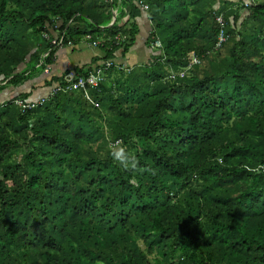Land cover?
<instances>
[{"label":"trees","instance_id":"trees-1","mask_svg":"<svg viewBox=\"0 0 264 264\" xmlns=\"http://www.w3.org/2000/svg\"><path fill=\"white\" fill-rule=\"evenodd\" d=\"M213 7L0 0V93L43 75L54 39L87 40L115 62L142 10L147 44L161 45L129 72L109 68L91 101L0 104V264H264V0L224 14L219 48ZM117 141L151 171L125 170Z\"/></svg>","mask_w":264,"mask_h":264},{"label":"crops","instance_id":"crops-1","mask_svg":"<svg viewBox=\"0 0 264 264\" xmlns=\"http://www.w3.org/2000/svg\"><path fill=\"white\" fill-rule=\"evenodd\" d=\"M250 1L251 0H212L214 5L213 8H215L216 11H219L218 14L222 17L224 16V14L232 11L233 9L239 8L242 5H248ZM240 12L242 13V15H244L245 13L244 10H241ZM240 19H242V17H240ZM136 23L138 26V34L136 35V40L133 46L128 50L125 55H121V53L118 52V58L115 62L109 60L110 62L114 63L113 65L115 67L123 69L126 72H129L134 66L147 64L148 62H150L151 59H153L156 55L160 53L158 50L159 48H156L151 44H147V40L151 31V24L148 19V15L144 10L141 11L140 16L136 20ZM103 56L104 54L102 53V51L98 47H96V45L90 43L87 40L80 42L76 46L69 45L67 47H62L58 49L55 54L56 60L54 64L51 66H47L49 67V72L47 74H44L43 71V75L27 80L22 84V86L17 88H13L10 86L6 87L0 93V104L10 99H13L18 95H27L28 98L24 101H38L40 98L46 97L49 94L50 90H52L54 87L64 86L68 83L73 82L77 77L87 76L75 75L74 69L90 68L92 69L91 73L95 71L96 68L103 65ZM107 71H104L102 74L104 80L106 78ZM52 77L63 79L67 77L68 81H66L65 83H58V85L56 86L51 85L49 87H44L45 82L47 80L49 81ZM90 89L92 88L88 86L86 90L87 95L89 97ZM75 92H81L84 98L87 100L83 91Z\"/></svg>","mask_w":264,"mask_h":264},{"label":"built area","instance_id":"built-area-1","mask_svg":"<svg viewBox=\"0 0 264 264\" xmlns=\"http://www.w3.org/2000/svg\"><path fill=\"white\" fill-rule=\"evenodd\" d=\"M146 6L144 7V9ZM216 23L219 27L218 37H217V43L216 47L219 48L222 46V44L226 41V36L224 33V29L226 27V22L224 18L219 15L216 17ZM62 39L57 40L54 39L51 41V45L60 49L63 47L62 45ZM95 45V44H94ZM151 45H153L156 48H160V42L158 40H155ZM200 60L198 58L193 57L191 59V64H199ZM113 62L106 61L101 65L100 67L96 68L95 71L88 74L86 77H77L73 82L68 83L64 86H56L52 90H50L49 94L46 97L40 98L38 101H24L21 99H14L12 103L18 107L21 111H25L28 109H33L37 107L38 105H41L42 103L48 101L50 98H52L54 95L58 93H71L75 91H83L85 93V96L88 101L90 100V97L87 95V87L89 86L92 89H97L100 84L104 81L103 72L107 71L109 68L114 67ZM45 74L49 72V67H45L43 70ZM129 71V70H127ZM184 73V72H183ZM177 77V74L171 73L168 78L171 80H175ZM262 170H264V166L262 167Z\"/></svg>","mask_w":264,"mask_h":264},{"label":"clouds","instance_id":"clouds-1","mask_svg":"<svg viewBox=\"0 0 264 264\" xmlns=\"http://www.w3.org/2000/svg\"><path fill=\"white\" fill-rule=\"evenodd\" d=\"M45 74V73H44ZM15 99V98H14ZM12 99V101H14ZM17 99V98H16ZM19 109V108H18ZM120 141H117L115 145H110V154L112 158L117 161L125 170H138L139 172L151 171L147 168H138V161L132 156L124 147H120ZM135 177H133L129 183H134Z\"/></svg>","mask_w":264,"mask_h":264},{"label":"rangeland","instance_id":"rangeland-1","mask_svg":"<svg viewBox=\"0 0 264 264\" xmlns=\"http://www.w3.org/2000/svg\"><path fill=\"white\" fill-rule=\"evenodd\" d=\"M56 85H58V83H56V84H53V86H56ZM44 87H49L48 85H45Z\"/></svg>","mask_w":264,"mask_h":264},{"label":"water","instance_id":"water-1","mask_svg":"<svg viewBox=\"0 0 264 264\" xmlns=\"http://www.w3.org/2000/svg\"><path fill=\"white\" fill-rule=\"evenodd\" d=\"M114 21V16H113V18H112V22Z\"/></svg>","mask_w":264,"mask_h":264}]
</instances>
